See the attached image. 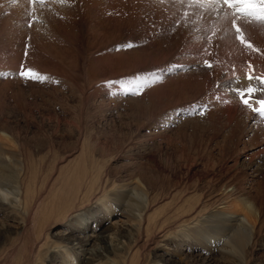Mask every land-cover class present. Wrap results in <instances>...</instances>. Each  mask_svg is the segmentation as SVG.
I'll return each mask as SVG.
<instances>
[{"label": "rangeland", "instance_id": "1", "mask_svg": "<svg viewBox=\"0 0 264 264\" xmlns=\"http://www.w3.org/2000/svg\"><path fill=\"white\" fill-rule=\"evenodd\" d=\"M191 3L0 0V136L24 160L30 213L0 214V264H77L50 251L97 225L114 263L95 264H264V119L234 91L249 64L264 78V30L245 32L254 52ZM28 68L44 79L22 77ZM135 184L148 194L144 230L126 232L138 223L129 193L89 215L104 190ZM81 186L89 216L64 219ZM247 205L259 213L233 242V231L191 230Z\"/></svg>", "mask_w": 264, "mask_h": 264}, {"label": "bare ground", "instance_id": "2", "mask_svg": "<svg viewBox=\"0 0 264 264\" xmlns=\"http://www.w3.org/2000/svg\"><path fill=\"white\" fill-rule=\"evenodd\" d=\"M236 62L239 61H233L234 64ZM2 134L5 133L3 132ZM8 140L9 138L7 136H0V193H2L3 196L7 197V203L4 202L3 198H0V214H3L5 216L7 215V210L11 209L10 216H7L14 219V221H18L20 218V221L24 223V221L27 220L30 215L29 210L26 207V196L24 195L23 188L24 181L26 179V171L22 166L24 160L19 157V155L16 151H14L13 148H11ZM121 187V189H111L108 191L104 190L103 194L95 199V206L88 205L86 208L82 209L84 212L83 213L79 208H81V206L86 202L88 198L92 197V193L89 192L84 186H81V194L75 197V202H78L79 204L69 206L71 210H79L73 212L70 215H66L64 219L72 220V215L77 213L80 217L78 222H83L85 220V217L94 215L95 213H100L101 211H103V208L105 206L108 207L109 204L107 205V202L112 200L113 196L116 197V200H118L117 195H119L120 193H122V196L127 195L125 193H129L132 197L128 199V202H130L128 204L129 207L127 208H130L131 210H129V212L126 211L127 214L125 212L124 213L129 217V219L137 221L138 223L129 226V228L126 229V232L128 234H131L135 229L144 230L145 211L147 210L149 205L147 201V192L142 190V188H140V186L137 184ZM113 191H116V194H113L115 193ZM229 193L233 194V191H230ZM139 197L143 199V203L139 202ZM91 206L92 210L95 211L87 215L86 210L90 209ZM245 209L246 210H239L233 207L232 215L226 214L223 218H214L212 222H210L209 217L201 220L194 218L192 224H195V226L191 230L196 229V226L200 224L202 228H211L210 230L214 232L220 231V233H228L229 231H233V239L232 237L230 238V240L233 242L234 236H238L240 233H242V230L249 233L248 230L251 227V218L253 214L259 213L256 205H247L245 206ZM13 216H15V218ZM97 228L98 230L89 227V229L80 231L78 234L70 235L69 237L67 236V238L63 241V245L58 248L56 246L52 248V250L50 251L52 253L51 257L54 256L55 253H58L60 250L64 249L71 252L73 255L76 254L78 256L76 257V255H74L77 258L75 260V263L77 264H95L104 260L110 263H114L113 259H111V256L114 252L112 243L110 242V240H106V237L103 236L102 231L100 232V226L97 225ZM184 229L188 230V227L185 226ZM79 235H83V237L79 238ZM121 238H123V236H121ZM165 238L166 237L164 235V239ZM77 240H81L82 242L75 243ZM230 257L235 256H233V254H230L228 258ZM67 258L69 259V257ZM64 261L58 262L56 259L53 264H61Z\"/></svg>", "mask_w": 264, "mask_h": 264}, {"label": "snow or ice", "instance_id": "3", "mask_svg": "<svg viewBox=\"0 0 264 264\" xmlns=\"http://www.w3.org/2000/svg\"><path fill=\"white\" fill-rule=\"evenodd\" d=\"M12 3H16L17 0H11ZM45 3V0H28V3ZM56 2L65 4L69 0H56ZM163 2V0H161ZM181 3L184 0H180ZM190 6L203 7L205 12L212 11L215 12L217 17L221 15L228 21L231 28L234 29L237 34V39L246 48L251 49L254 52L260 51L251 42L250 37L245 36L247 31H260L264 30V0H192ZM31 27V25H29ZM127 47H132V45H127ZM204 64L211 68L213 65L205 60ZM249 68L252 69L251 72L247 74L248 83L241 82L237 79V88L234 90L235 93L240 97L241 102L244 106L251 110L252 113L259 115L264 119V87L255 88L251 85L252 80H258L261 84H264V78L257 77L254 75V67L249 64ZM22 77L29 79H44L39 72L32 68L22 70L20 72ZM254 93H260L258 97H254ZM133 94H140L139 92H134ZM254 101V102H253ZM203 114V113H201Z\"/></svg>", "mask_w": 264, "mask_h": 264}]
</instances>
